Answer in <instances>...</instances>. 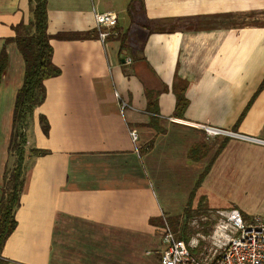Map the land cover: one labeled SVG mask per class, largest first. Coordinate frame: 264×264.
Returning a JSON list of instances; mask_svg holds the SVG:
<instances>
[{
    "label": "crops",
    "instance_id": "crops-1",
    "mask_svg": "<svg viewBox=\"0 0 264 264\" xmlns=\"http://www.w3.org/2000/svg\"><path fill=\"white\" fill-rule=\"evenodd\" d=\"M46 2L61 75L45 82L46 100L28 123L26 182L2 259L162 264L164 221L183 217L196 191L240 210L248 223L264 221L252 214L264 202V145L248 140L264 141V0H142L144 12L135 2L133 18L132 0ZM107 12L117 20L103 28L102 41L95 15ZM31 18L29 0H0V54L8 55L0 83V200L14 166L12 117L25 71L6 40ZM116 26L128 36L123 50ZM87 33L92 37L57 38ZM182 90L188 107L177 118ZM116 94L129 106L124 114ZM150 101L158 128L150 125ZM191 125L244 138L209 140ZM150 145L141 156L138 149Z\"/></svg>",
    "mask_w": 264,
    "mask_h": 264
},
{
    "label": "trees",
    "instance_id": "trees-1",
    "mask_svg": "<svg viewBox=\"0 0 264 264\" xmlns=\"http://www.w3.org/2000/svg\"><path fill=\"white\" fill-rule=\"evenodd\" d=\"M135 2L140 4L138 12H144L142 0H132L130 4L131 18H133V14L137 12ZM29 3L32 18L28 23L22 22L14 27L15 37L6 40L7 44L14 43L17 46L24 61L25 71L23 84L15 97L9 144V154L11 156L14 155L16 159L14 166L6 170L4 174L3 195L0 200V264H8L1 256L8 238L17 227L15 214L20 206V199L26 182L23 164L26 157V130L28 123L33 117L35 110L46 100L45 82L61 75V70L53 62L54 49L50 43L52 36L48 33L47 2L46 0H29ZM113 32L117 34V40L121 43V50L127 48V33H122L117 26L113 29ZM95 34L96 32L93 38H96ZM81 37L90 38L92 36L90 33L82 36L77 34L57 35L59 39H75ZM7 64L8 55L5 49H3L0 54V83L7 68ZM187 107L188 99L185 96V91L182 90L177 94L175 116L177 118H183ZM149 109L151 115L150 125L154 128H158L160 117L156 102L150 101ZM40 124L45 135H48L50 126L48 120L44 116L40 117ZM150 149L151 145L140 149V155H145ZM31 153L36 156H44L47 154L46 151L37 149L31 150ZM196 192L193 193L191 201ZM186 216L187 210L182 218H186ZM184 229L186 230V227ZM178 239L186 240L184 231Z\"/></svg>",
    "mask_w": 264,
    "mask_h": 264
},
{
    "label": "built area",
    "instance_id": "built-area-1",
    "mask_svg": "<svg viewBox=\"0 0 264 264\" xmlns=\"http://www.w3.org/2000/svg\"><path fill=\"white\" fill-rule=\"evenodd\" d=\"M117 15L107 12L95 15L96 28L99 37L104 41L108 33L103 28L113 24ZM131 64V59H126ZM120 102L121 113L124 114L128 104L116 94ZM174 122H182L172 119ZM202 130L207 138L219 136L240 137L238 134L224 131L209 125H191ZM133 143H136L139 136L136 131H130ZM253 140L264 145V141ZM215 225L209 235L198 233L189 243L178 239L164 221L162 231V247L160 260L162 264H264V221L256 219L248 223L243 218L240 210L231 208L218 210L215 213ZM206 242V248L200 256L193 253L199 247L200 242Z\"/></svg>",
    "mask_w": 264,
    "mask_h": 264
},
{
    "label": "rangeland",
    "instance_id": "rangeland-1",
    "mask_svg": "<svg viewBox=\"0 0 264 264\" xmlns=\"http://www.w3.org/2000/svg\"><path fill=\"white\" fill-rule=\"evenodd\" d=\"M143 34L137 33L136 35L138 46H141L142 44ZM204 137L207 138L206 135ZM207 139L210 140L211 138ZM25 150L26 152H28V146L25 148ZM138 151L140 152V149H138ZM15 159L16 157L13 155L12 163L15 162ZM231 208L232 207L230 204L228 205V203H220L218 201H214V199H210L204 193L197 191L193 200H190V203L188 204L186 218H180L179 216L168 217V225L177 238H180L181 233L184 231L186 240H182L186 243H189V241L197 237L198 233H202L204 235L210 234L213 226L215 225L214 217L216 211L228 210ZM255 211L257 212H253L252 214L260 215V217L264 220V202H260V205L258 206V208H256ZM185 227L186 230L184 229ZM205 248L206 242L201 241L199 247L197 249H194L193 253L196 256H200V254L205 251Z\"/></svg>",
    "mask_w": 264,
    "mask_h": 264
}]
</instances>
